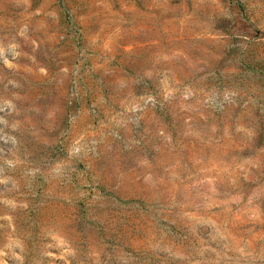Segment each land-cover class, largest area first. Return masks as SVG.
Instances as JSON below:
<instances>
[{"label": "rangeland", "instance_id": "374dc122", "mask_svg": "<svg viewBox=\"0 0 264 264\" xmlns=\"http://www.w3.org/2000/svg\"><path fill=\"white\" fill-rule=\"evenodd\" d=\"M0 264H264V0H0Z\"/></svg>", "mask_w": 264, "mask_h": 264}]
</instances>
